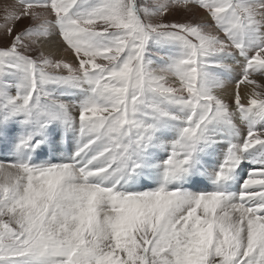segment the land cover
Listing matches in <instances>:
<instances>
[{
    "label": "snow or ice",
    "instance_id": "snow-or-ice-1",
    "mask_svg": "<svg viewBox=\"0 0 264 264\" xmlns=\"http://www.w3.org/2000/svg\"><path fill=\"white\" fill-rule=\"evenodd\" d=\"M0 20V264H264V0H15ZM57 132L72 157L35 163Z\"/></svg>",
    "mask_w": 264,
    "mask_h": 264
},
{
    "label": "bare ground",
    "instance_id": "bare-ground-1",
    "mask_svg": "<svg viewBox=\"0 0 264 264\" xmlns=\"http://www.w3.org/2000/svg\"><path fill=\"white\" fill-rule=\"evenodd\" d=\"M167 47H168L167 51L171 52V53H172V51L177 50L176 47L173 45H168ZM155 64H157V63H155ZM244 89H245V86L241 85L242 92L244 91ZM64 136H65V134H63L62 132H57V136L55 134L52 137V141L50 143H45L42 145L41 149L38 150L39 151L38 155H33V157H32L33 161L35 163H42V162L47 161V160L42 159L43 155H45V156L47 155L48 158L51 157V159H52V161H50L51 163L55 162L54 157H56V156H58V159L60 160V162H65V161H67V159H70L72 157L73 153L77 149L78 137H76L72 133L68 138L66 137V139L64 141L58 142V140L63 139ZM56 137H57V142H58V147H59L58 154L55 152V150L53 151V149H52V147L55 148V144H53V141L56 139ZM10 143H12L11 148L9 147ZM15 144H16V140L15 139L12 140L11 138L8 139L5 143H0V162H11L15 158ZM61 148H63V150H64L63 152L71 151L72 152L71 156L69 158H67L64 155V153L63 154L61 153V151H60ZM219 148H220L219 146L214 145L212 148H209L207 150L209 155L204 157V160H206L208 163H211L212 168H215L218 165L219 161L223 158V154H215L216 151H223V150H218ZM2 152H4L5 154H1ZM161 152L165 153L163 151H160V153ZM160 153H159V150H157V153H156L157 158H161ZM51 155H53V156H51ZM166 155H167V153H166ZM165 156L163 158H166ZM247 165H251V164H249L247 162ZM243 170L244 169H239V172H240L239 176H241V178L240 177L235 178V180L233 181V184L229 185V190L235 191L239 187V183H241L243 178L246 177V175L242 173ZM247 172H248V170H247ZM149 177H151V180H149ZM155 179L158 181L157 184H159L160 178H159L158 174L155 176H149V175L145 174V175L140 176L138 179H136L134 181L129 180L128 183L126 185H124V187H125V190H138V191H143V190L149 189L148 187L155 188V187H152V184H154V182H156ZM197 179L199 181H201L202 175L200 177H198ZM150 182H151V184H150ZM185 186L189 190L196 191V190H198L197 186H199V185L198 184L192 185V184L186 183ZM190 186H192V188ZM193 186L196 189H194Z\"/></svg>",
    "mask_w": 264,
    "mask_h": 264
},
{
    "label": "rangeland",
    "instance_id": "rangeland-1",
    "mask_svg": "<svg viewBox=\"0 0 264 264\" xmlns=\"http://www.w3.org/2000/svg\"><path fill=\"white\" fill-rule=\"evenodd\" d=\"M144 2V0H138V3H143ZM13 3H15V0H0V17H2L3 16V10H4V8L6 7V6H11ZM171 19V18H170ZM0 22H2V20H0ZM168 46V45H167ZM163 48H165V46L163 47ZM163 48H161V47H159V46H156V45H150V47H149V54H148V59L149 60H151L154 64L155 63H160V61H161V58L162 57H165V53H164V51H163ZM170 55V54H169ZM226 62H231L230 60L229 61H226ZM65 98V100H74V98L73 97H71V96H66V97H64ZM72 133L71 132H68L64 137H63V139H60V140H58V142H61V141H64L65 139H66V137L68 138L70 135H71ZM68 135V136H67ZM73 135H75V134H73ZM56 136H57V133H56ZM76 136V135H75ZM77 137V136H76ZM72 139V138H71ZM58 142H57V137H56V139L53 141V144H55V148H53L52 147V149H53V151L55 150V152L58 154V152H59V147H58ZM0 143H4L3 141H0ZM10 148L12 147V143H10V146H9ZM218 150H223L222 148H219ZM159 153H160V151H159ZM1 154H5L4 152H2ZM53 154V153H52ZM166 155V153H160V155H161V158H163L165 155ZM215 154H223V151H216V153ZM8 155V154H7ZM42 157V156H41ZM166 157V156H165ZM46 158H47V156H45V155H43V157H42V159H44V160H46ZM51 158V157H50ZM50 161H51V159H50ZM54 163H60V160L58 159V156H56V157H54ZM49 162V161H48ZM251 167H254V168H259V166H257V165H255V166H253V165H247V161H245L244 163H242L241 165H240V167L237 169V175H236V178H238V177H240L241 178V176H239V169H244L243 171H242V173L243 174H245L246 176H247V170L248 169H250ZM246 170V171H245ZM209 171H211V169H209ZM257 178H259V177H257ZM149 180H151V177H149ZM155 181L156 182H154V184H152V187H157L158 186V181L155 179ZM152 182V181H151ZM151 182H150V184H151ZM186 187V186H185ZM191 188H192V186H190ZM207 188L208 190H210L212 187H208V186H206L205 184L204 185H202V186H200V189H203V188ZM148 188H151V187H148Z\"/></svg>",
    "mask_w": 264,
    "mask_h": 264
}]
</instances>
